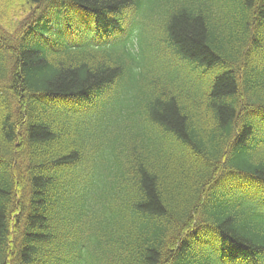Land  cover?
I'll return each mask as SVG.
<instances>
[{
    "label": "trees",
    "instance_id": "16d2710c",
    "mask_svg": "<svg viewBox=\"0 0 264 264\" xmlns=\"http://www.w3.org/2000/svg\"><path fill=\"white\" fill-rule=\"evenodd\" d=\"M213 1L0 0V264H264V0Z\"/></svg>",
    "mask_w": 264,
    "mask_h": 264
},
{
    "label": "rangeland",
    "instance_id": "374dc122",
    "mask_svg": "<svg viewBox=\"0 0 264 264\" xmlns=\"http://www.w3.org/2000/svg\"><path fill=\"white\" fill-rule=\"evenodd\" d=\"M201 2V3H205V4H209V5H207V7L208 8H212L214 5H211V4H214L216 1H213V0H160V7L162 6V4L163 3H165V4H169V5H171V4H173V3H176V2H180V3H185V4H188V3H191V2ZM166 7H163V8H159V10H158V13L159 12H161L162 10H164ZM216 12H217V14H219V10L218 9H214ZM162 14V13H161ZM164 14V13H163ZM220 17H224L223 15L222 16H220ZM164 17H162L161 19H163ZM158 20H160V19H158ZM112 103H113V101H112ZM110 106H111V104L109 103V104H106L105 105V107H104V109L105 110H108L109 108H110ZM98 134H95V135H87V139H89V140H92V141H95V142H97L98 144H102V145H108V142H109V140H111L110 138L113 136V135H111L110 133L107 135V137L105 138V137H96ZM110 144V143H109ZM104 146V147H105ZM104 147H103V149H102V151L104 150ZM104 152H107V147H106V149L104 150ZM99 154H100V152H99ZM95 164L97 165V166H100V164H104V163H102L101 162V160L100 161H96L95 162Z\"/></svg>",
    "mask_w": 264,
    "mask_h": 264
}]
</instances>
